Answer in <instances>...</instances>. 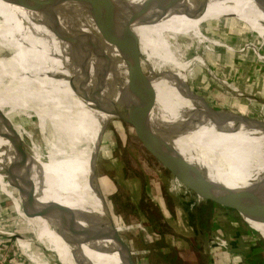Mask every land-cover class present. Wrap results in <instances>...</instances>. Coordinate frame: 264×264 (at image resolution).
I'll use <instances>...</instances> for the list:
<instances>
[{
    "label": "rangeland",
    "instance_id": "obj_1",
    "mask_svg": "<svg viewBox=\"0 0 264 264\" xmlns=\"http://www.w3.org/2000/svg\"><path fill=\"white\" fill-rule=\"evenodd\" d=\"M49 6L51 13L60 23L63 41L89 47L93 45V48L114 67H117L119 62L125 66L122 54L130 48L133 41L125 34L126 24L120 22L119 10L82 0H51ZM127 18H124V22ZM42 20L43 25L47 23L44 16ZM237 25L239 24H235L225 36L220 37L227 42L226 36L229 35V44L242 49L256 35L249 32L244 35L241 27ZM201 29L205 35H211L204 25ZM202 45L199 51L209 70L198 64V59L194 58L193 51L196 48H188L184 57L185 61L194 63L189 62L188 70L191 78L187 91L190 97L205 103L213 111L222 110L242 118L245 117L242 114L251 115L252 120L264 126V60L259 58L255 51L260 47H249L246 54L231 57L229 66H232L233 70L230 77L225 76L220 81L215 80L212 75V49L205 41ZM261 51L264 52V45ZM118 52L121 55L119 58ZM117 59L120 61L117 62ZM222 63L217 66V71L226 70L224 65L220 66ZM23 94L14 89L0 88V114L8 121L9 117L13 119L16 117L14 115L19 116V124L16 127L25 138L36 165V189L31 186V199L37 203H46L54 200L53 185L46 162L55 150L67 148V132L52 127L50 122L48 129L43 131L35 111L36 106L34 107ZM8 95H12L11 99ZM227 97H231V105L225 102ZM90 105L92 103L82 99L80 95H74L70 99V112L73 111L76 121L70 120L68 115L71 128L69 157H72L76 172L83 174L87 153L94 146L97 183L92 180L90 161L85 175L89 202L86 194H83L86 197L88 218L91 217L95 231L99 235H106V238L97 240L101 248L112 251L114 246L113 236L106 233L98 223L107 216V206L113 224L131 244L136 258L143 264H170L160 257L161 254L155 257L156 251L169 255L177 253L181 264H186L187 261L188 264H193L195 260L198 264L200 260L201 264H212L214 254L208 250L212 248L214 237L221 250L219 257L222 264H241L240 254L243 253L264 259V242L254 240L184 195L129 128L110 124L104 129V123L112 116L90 108ZM213 118L228 128L223 121L214 116L210 117L211 120ZM91 119L94 120L92 124L89 123ZM153 119L159 126L162 125L154 116ZM234 128L233 132L240 129L238 124ZM240 136L236 135L230 149L245 157L243 164L238 165L233 160L229 163L235 172L253 179L256 176L251 169L256 168L264 172V144L249 142V146H245ZM55 159L61 160L62 157ZM39 173L44 174L46 182L43 177V181L39 180ZM13 180L16 185L12 183ZM18 183L12 138L0 134V264H71L60 246H57L55 225L47 215L36 213L34 206L31 207L24 201L19 193ZM30 213L35 215L31 216ZM232 248L240 254L232 251ZM184 251L189 260H185ZM106 257L109 258L108 264H122L117 252L106 254Z\"/></svg>",
    "mask_w": 264,
    "mask_h": 264
},
{
    "label": "bare ground",
    "instance_id": "obj_2",
    "mask_svg": "<svg viewBox=\"0 0 264 264\" xmlns=\"http://www.w3.org/2000/svg\"><path fill=\"white\" fill-rule=\"evenodd\" d=\"M130 1L141 3L143 0ZM24 6L29 7L26 0H0V51L3 52L2 54L0 52V88L23 91L27 99H36L40 108H35V111L43 131L48 129L50 122L49 125L52 127H58L67 132L66 140L69 144L67 148L55 150L46 162L53 185L54 200L78 209L86 219L82 222L94 229L91 217L88 218L86 197L89 202V189L85 175L87 164L91 161L92 180L97 183L96 153L92 145V149L86 156L87 161L83 170L85 172L83 174L76 172L72 157H69L71 128L68 115L70 120L76 121L73 111L70 112L69 105L71 97L78 93L70 86L69 81L57 78L71 77L68 68H71L72 62L76 58L84 60L90 67L92 75L93 82L90 85L96 86L95 78L97 77L100 80L102 99L122 109L128 105L124 90L128 77L126 67L119 62V59H117L118 66L114 67L93 48V45L82 46L72 41L66 43L59 40L44 27L40 13ZM158 13L161 20L148 25H133L128 18L124 22L126 14L121 11L118 16L120 22L126 24V31L132 29L140 34L142 51L154 67L151 72L159 74L153 83L155 87L153 116L162 125L164 124L163 126L176 133L178 140L191 146L188 147L190 150L186 151L190 159L196 162L203 159L206 163L208 162L215 178L225 189L239 191L264 203V198L260 197L257 190L261 181H264V172L253 168L251 170L256 177L248 179L235 172L229 163L233 160L242 166V160L245 158L241 153L230 149L231 144L236 140V135L242 136L240 138L244 140L245 146H249V142L264 144V126L252 120L251 115L242 114L245 116L242 118L222 110L213 111L205 103L190 97L187 89L189 78H191L188 75L191 61L184 59L188 48H196L193 51L194 58L198 59V64L207 67L199 51L200 46H203L202 42H207L208 47L212 49L210 51L213 52L212 75L215 80L220 81L225 76L230 77V72L233 70L232 66H229L231 57L246 54L249 47H260L255 51L259 54V58L264 60V52L261 51L264 45V13L252 0H170L168 5ZM235 24H239L237 26L241 27L244 35L247 32L256 35L242 49L229 44V35L226 36L227 42L221 39V35L225 36L232 27H235ZM202 25L211 32V35L203 33ZM117 55V58L121 57L119 52ZM220 63H222L220 66L224 65L226 70L217 71ZM3 85L5 87H2ZM23 88L25 90H22ZM225 102L231 105V97H227ZM212 116L223 121L228 128L226 129L214 118L211 120ZM93 121L91 119L89 123L92 124ZM236 124L240 129L233 132ZM0 134L12 138L8 120L2 114H0ZM195 150L197 157L191 155ZM60 157H62L61 160L55 161V158ZM15 181L13 180L12 183L16 185ZM18 185L19 193L24 201L31 207L33 205L36 213L49 217L46 203H37L31 199V186L20 182ZM102 199L105 201L103 195ZM106 214L107 216L98 223L103 226L106 233L112 235L113 222L107 206ZM255 225L264 232L263 223H255ZM54 229L57 246H60L71 264H108V261L100 262L95 259L98 257L97 254L102 253L92 250L90 244H84L83 248L79 247L74 251L73 246L65 243L58 235L57 226ZM93 244L96 248L102 249L97 241Z\"/></svg>",
    "mask_w": 264,
    "mask_h": 264
},
{
    "label": "water",
    "instance_id": "obj_3",
    "mask_svg": "<svg viewBox=\"0 0 264 264\" xmlns=\"http://www.w3.org/2000/svg\"><path fill=\"white\" fill-rule=\"evenodd\" d=\"M26 1L31 10L45 17L47 23L44 26L59 40H62L63 31L60 23L49 8L51 0ZM82 1L115 8L125 13L133 25H148L161 20L158 11L165 8L170 0H143L141 3L130 0ZM252 1L264 13V0ZM130 31H126L125 34L128 38H132L133 44L122 54L128 76L127 83L124 85L128 99V105L125 108L120 109L102 99L100 80L97 77L95 78L96 86L92 87L90 85L93 82L92 75L90 67L84 60L80 59V61L76 58L72 62L71 68H68L71 77L59 76L57 79L62 78L69 81L70 86L82 99L92 103L90 108L112 116L104 123V129L110 124L115 127L129 128L144 149L170 176L171 181L179 190L185 192L194 201L202 204L216 216L225 219V221H228L254 240L264 242V232L255 225V223L264 224V203L239 191L225 189L222 183L215 178L208 162L206 163L203 159L198 160V162L190 159L186 151L190 150L188 147L191 146H187L180 139L178 140L176 133L170 131L166 126H159L154 121L155 87L153 83L159 74L151 72L154 67L142 51V39L139 33L132 29ZM2 68L4 69V67ZM11 96L8 95L10 99ZM29 100L34 107L36 106L35 108H40L36 99L30 98ZM75 112L77 113V110ZM14 116L16 117H13V119L9 117L8 123L12 135L18 179L20 183H26L36 189V179L34 178V166L36 165L34 164L33 154L28 148L25 138L16 127L19 124V116ZM196 153L195 150L191 155L197 157L198 154ZM37 171L40 172V170ZM39 174V180L43 181L44 174ZM44 181L46 182L45 178ZM45 182H42V184L44 185ZM259 185L260 187L257 190L260 197L264 198V181H261ZM46 205L49 209V218L52 224L57 226L56 232L65 243L73 246L74 251L78 250L79 247L83 248L84 244H90L92 250L102 253L97 254L98 257H95L100 262L109 260L106 254L117 252L122 264H141L136 258L131 244L122 237L115 224H113L112 230L115 246L112 251L105 248H96L93 243L100 238H106V235H99L90 225H85L82 221H86V219L78 209L55 200L47 201ZM30 215L34 216L35 214L30 213Z\"/></svg>",
    "mask_w": 264,
    "mask_h": 264
},
{
    "label": "trees",
    "instance_id": "obj_4",
    "mask_svg": "<svg viewBox=\"0 0 264 264\" xmlns=\"http://www.w3.org/2000/svg\"><path fill=\"white\" fill-rule=\"evenodd\" d=\"M73 163V162H72ZM184 193V192H183ZM184 195H186L184 193ZM187 196V195H186ZM204 209H206L208 212L212 213L210 210H208L206 207L203 206ZM205 224V223H204ZM161 254L160 257H162L164 260L168 261L170 264H175V262H180L181 258L177 253H170L166 254V253H162L161 251H156L155 252V257H158L157 255ZM184 258H186L185 260H189L188 259V254L185 253L184 251ZM245 255V261L249 264H264V259H260L259 256L257 255H253V254H249V253H244ZM182 262H180L181 264ZM186 264H188V261L186 262ZM191 264V263H190ZM193 264H198L197 261L195 260V262ZM199 264H201V261L199 262ZM203 264V263H202Z\"/></svg>",
    "mask_w": 264,
    "mask_h": 264
},
{
    "label": "built area",
    "instance_id": "obj_5",
    "mask_svg": "<svg viewBox=\"0 0 264 264\" xmlns=\"http://www.w3.org/2000/svg\"><path fill=\"white\" fill-rule=\"evenodd\" d=\"M174 184V183H173ZM175 185V184H174ZM176 186V185H175ZM177 187V186H176ZM178 189V188H177ZM214 238H216V237H214ZM214 238H213V241H212V248H209V252L211 253V254H214V259H213V257H212V264H222V259H220V257H219V251H221L220 249H219V245H218V243L214 240ZM218 246V247H217ZM226 248H228V247H226ZM226 248H221V249H223V250H227ZM213 252V253H212ZM224 252V251H223ZM201 261V260H200ZM204 263V262H203Z\"/></svg>",
    "mask_w": 264,
    "mask_h": 264
},
{
    "label": "crops",
    "instance_id": "obj_6",
    "mask_svg": "<svg viewBox=\"0 0 264 264\" xmlns=\"http://www.w3.org/2000/svg\"><path fill=\"white\" fill-rule=\"evenodd\" d=\"M183 192V191H182ZM185 193V192H184ZM186 194V193H185ZM187 195V194H186ZM188 196V195H187ZM190 199H192L190 196H188ZM193 200V199H192ZM196 202V201H195ZM199 204V203H198ZM199 205H201L202 207H203V205L202 204H199ZM212 214H214V213H212ZM216 216V215H215ZM217 217V216H216ZM232 251H234V252H236V253H238V254H240L238 251H236L234 248H232ZM242 255V256H241ZM240 256H241V264H244L246 261H245V256H244V253L243 254H240ZM245 261V262H244ZM247 263V262H246ZM141 264H143L142 262H141ZM247 264H249V263H247Z\"/></svg>",
    "mask_w": 264,
    "mask_h": 264
}]
</instances>
